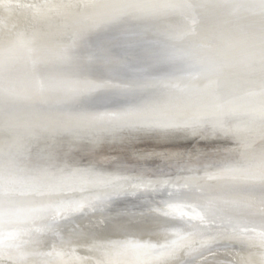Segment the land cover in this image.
Instances as JSON below:
<instances>
[{"label": "bare ground", "instance_id": "1", "mask_svg": "<svg viewBox=\"0 0 264 264\" xmlns=\"http://www.w3.org/2000/svg\"><path fill=\"white\" fill-rule=\"evenodd\" d=\"M153 18L171 75L96 111L87 44ZM0 264H264V0H0Z\"/></svg>", "mask_w": 264, "mask_h": 264}, {"label": "water", "instance_id": "2", "mask_svg": "<svg viewBox=\"0 0 264 264\" xmlns=\"http://www.w3.org/2000/svg\"><path fill=\"white\" fill-rule=\"evenodd\" d=\"M116 26L127 29L125 33H120L122 37L119 34L112 36L111 33L105 36L104 39L92 40V43L87 44L83 52L91 55L96 63L104 62V67L98 66L99 63L90 66L89 70L93 74L92 78L100 82L110 81V83L130 81V84L135 85L121 88L113 84L108 90H104V93L97 94L96 97L89 99L87 104H93L94 108L97 109L96 111H119L151 101L152 96H154L153 91H140V87L143 86L144 88L145 85L155 84L157 79L171 75L168 67L170 63L166 61L169 60L168 54L164 50L167 44L157 36L159 31L167 26L163 18L141 19L138 23L122 19ZM129 36L133 38L131 41L127 39ZM110 58L121 61V64L116 67L113 66L109 62ZM106 64L112 67L107 68ZM135 78L137 81L131 82V79L135 80ZM142 199L139 197L120 199L103 211V215H110L116 211H126L120 214L129 217L137 209H143V206L139 204V200ZM86 215L88 214H84L82 217L85 218ZM69 222L67 221V223ZM47 241L49 246L53 242Z\"/></svg>", "mask_w": 264, "mask_h": 264}]
</instances>
